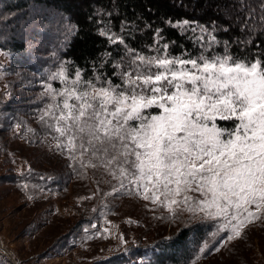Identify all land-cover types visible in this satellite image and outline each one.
I'll use <instances>...</instances> for the list:
<instances>
[{
  "label": "snow or ice",
  "instance_id": "1",
  "mask_svg": "<svg viewBox=\"0 0 264 264\" xmlns=\"http://www.w3.org/2000/svg\"><path fill=\"white\" fill-rule=\"evenodd\" d=\"M167 23L198 30V54H172L159 28L152 54L101 29L109 44L124 46L115 70L106 75L93 65L85 78V69L70 72L73 62L61 61L42 80L37 119L68 168L78 175L102 170L115 182L104 195L134 196L172 218L190 213L232 240L246 226L264 223V54H233L227 40L223 53L216 52L215 21L211 29L187 19ZM75 30L66 26L68 34ZM111 55L103 54L100 69ZM103 233L109 229L95 235ZM117 239L127 243L123 234Z\"/></svg>",
  "mask_w": 264,
  "mask_h": 264
},
{
  "label": "rangeland",
  "instance_id": "2",
  "mask_svg": "<svg viewBox=\"0 0 264 264\" xmlns=\"http://www.w3.org/2000/svg\"><path fill=\"white\" fill-rule=\"evenodd\" d=\"M251 2L254 4L247 6L245 1L241 4L239 0H228L226 7L218 5L217 11L234 25L237 22L241 24L238 12L247 7L249 13L258 21H247L249 31L253 32L255 29L264 28L261 21L264 16V0L248 1ZM190 6L187 4V8ZM231 8H234L235 12ZM21 25L0 24V34H11L13 29L25 33L29 38L26 40L27 37H24L26 44L31 45L29 51L34 55L37 54L35 49L43 42L51 41L52 36L50 37L45 26L24 28L25 24ZM101 29H110L123 37L128 34V30L124 28L116 31L103 25ZM218 29L217 27V31ZM32 30L33 33H38L39 37L29 36ZM199 35L198 31L194 38ZM125 40L129 42L128 39ZM153 43L142 48L129 46L152 54L148 49ZM112 46H115V51L111 52L112 55L106 64L111 74L115 70V62L124 52L123 45ZM223 49L224 42L219 53H223ZM10 57L9 47H0V264H97L98 261L120 254L130 256L129 262L142 263L143 259L136 257L139 247L153 249L156 241L177 232L183 220H197L191 218V214L187 212H179L172 218L166 209H154L150 204L146 206L147 202L125 193L104 195L112 191L115 182L102 170L89 169L85 174H80L81 180L70 183L65 193L58 196L40 193L30 195L29 199L27 190L24 189L22 191L26 193H21L3 183L2 176L18 174L29 168L27 159L33 160V164L38 168L57 170L61 166L59 152L53 145L36 135L30 119L23 132L20 133L21 128L16 127L5 132L4 118L7 113L2 111L13 103H32L30 108L40 105L42 80H47V76L55 71L59 64L54 63L51 68L41 70L36 61L26 62L25 58L24 63L35 71L33 73L11 66ZM102 59L104 60V56ZM104 73L108 75L106 71ZM112 78L114 82L119 83L117 77ZM52 83L59 87L58 81ZM28 129L33 131L29 132ZM162 215L164 218H160ZM93 224L97 227L92 228ZM104 228L109 229L110 234L95 235ZM85 229L88 231L85 232ZM118 234H123L126 244L120 243ZM89 236L92 238L89 239ZM210 237L211 240L201 247L198 259L183 264H264V223L255 222L246 226L242 235L232 240H228L225 232L218 231L217 225L213 224ZM213 244L216 245L209 250ZM3 245L5 248L1 247ZM9 252L14 257L11 258Z\"/></svg>",
  "mask_w": 264,
  "mask_h": 264
},
{
  "label": "trees",
  "instance_id": "3",
  "mask_svg": "<svg viewBox=\"0 0 264 264\" xmlns=\"http://www.w3.org/2000/svg\"><path fill=\"white\" fill-rule=\"evenodd\" d=\"M228 0H0V24L15 23L25 24V27L45 26L51 37V41L43 42L35 49L36 55L29 51V44H26L25 33L16 32L13 29L11 34H0V47H9L11 53V66L35 72L24 63V59L36 61L41 70L51 68L54 63L61 61L73 62L69 66V71H74L76 67L85 69V78L93 75V65L96 70L106 71L111 75L109 66L100 69L102 56L107 51L114 52L115 46L107 42L105 37L99 35L100 27L106 25L116 31L128 30L127 44L133 47H145L153 43L154 33L157 28L161 30L163 43L170 44V51L174 55L182 52L198 54L200 45L195 43L198 31L194 34L191 31H182L180 28H173L167 21H181L184 19L190 22L206 25L211 29L212 22L215 21L219 31L215 33L219 45L215 46L217 52L221 51L224 41L231 45L233 54L249 55L264 54V28L249 31L242 22L247 20L258 22L252 16L248 8L245 7L239 13L240 23L229 22L217 11L218 5L226 7ZM244 1L249 5V0ZM260 0H256L259 2ZM262 1V0H261ZM190 4V8H187ZM254 4V3H253ZM247 9V11H246ZM235 12L234 8H231ZM245 11V12H244ZM75 25L73 34L66 32L67 25ZM123 26V28H122ZM224 29H228L227 32ZM29 33V36H38V33ZM33 33V34H32ZM253 34V35H252ZM174 42V43H173ZM119 52V51H117ZM113 79V78H112ZM19 96V95H18ZM43 103L32 106V103H13L2 111L7 113L5 119L6 130L21 124L20 133L24 131V126L28 121H32V128L37 136L54 146V141L47 135L41 127L37 116ZM36 115L33 119L32 116ZM32 119V120H31ZM36 120V122H34ZM23 128V130H22ZM18 135V134H17ZM56 149V148H55ZM31 159V158H30ZM43 160V159H42ZM29 168L18 174H6L1 177L3 183H7L15 189L26 193L21 188V183L29 184L26 195H37L47 193L58 196L65 193L66 188L72 182L81 180L82 176L68 168L61 157V166L57 170H49L36 167L33 160L27 159ZM41 176H53L54 180H41ZM35 185L36 187H33ZM213 224L209 221L186 219L181 222L180 228L171 236L163 237L153 244V249L149 247L136 250L137 258H142V263L129 262L130 256L120 254L111 256L109 259L98 261L97 264H183L187 261H195L199 257L201 247L211 240L210 230ZM216 244L209 248L212 250ZM151 251H150V250ZM150 252V254H147ZM208 254V253H207ZM205 254V255H207ZM149 258H143V257ZM144 261V262H143Z\"/></svg>",
  "mask_w": 264,
  "mask_h": 264
},
{
  "label": "built area",
  "instance_id": "4",
  "mask_svg": "<svg viewBox=\"0 0 264 264\" xmlns=\"http://www.w3.org/2000/svg\"><path fill=\"white\" fill-rule=\"evenodd\" d=\"M0 244H1V242H0ZM1 247H2V248H5L4 245L1 246ZM4 251H5V250H4ZM6 251H7V250H6ZM8 254H9V256H10L11 258L14 257L12 253L9 252Z\"/></svg>",
  "mask_w": 264,
  "mask_h": 264
}]
</instances>
